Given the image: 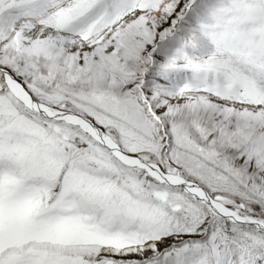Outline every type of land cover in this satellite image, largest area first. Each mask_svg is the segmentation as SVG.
I'll use <instances>...</instances> for the list:
<instances>
[{"label":"snow or ice","instance_id":"obj_1","mask_svg":"<svg viewBox=\"0 0 264 264\" xmlns=\"http://www.w3.org/2000/svg\"><path fill=\"white\" fill-rule=\"evenodd\" d=\"M0 264H264V0H0Z\"/></svg>","mask_w":264,"mask_h":264}]
</instances>
